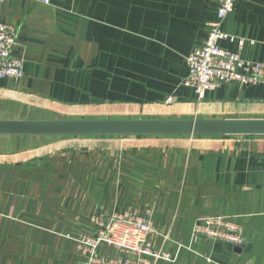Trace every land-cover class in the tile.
Here are the masks:
<instances>
[{"label":"crops","instance_id":"crops-1","mask_svg":"<svg viewBox=\"0 0 264 264\" xmlns=\"http://www.w3.org/2000/svg\"><path fill=\"white\" fill-rule=\"evenodd\" d=\"M44 1L0 3L24 60L20 80H0V119L264 118V82L203 99L181 85L217 0ZM220 30L235 39L222 49L264 63V0H237ZM47 137L0 136V264H81L91 216L123 210L150 211L149 244L172 256L149 264H264L263 136ZM216 216L241 227V247L194 241Z\"/></svg>","mask_w":264,"mask_h":264},{"label":"built area","instance_id":"built-area-1","mask_svg":"<svg viewBox=\"0 0 264 264\" xmlns=\"http://www.w3.org/2000/svg\"><path fill=\"white\" fill-rule=\"evenodd\" d=\"M236 1L217 0L216 22L209 25L205 43L186 58L188 73L181 85L192 89L198 99L224 84L249 86L264 82V63L244 61L237 53L220 47L223 40H235L222 33L220 23L233 11ZM15 46V29L0 21V80L18 81L23 77L24 60L12 55ZM171 102L168 97L166 103ZM90 222L95 234H82L75 239L83 258L81 264H149V258L172 259L169 253L156 251L149 244L148 237L153 233L150 211L144 217L130 210L106 215L103 211H96ZM192 238L194 241L221 242L232 248H239L244 243L241 227L221 216L199 219L193 227ZM101 244L118 250L124 254L123 257L108 259L100 256L98 249Z\"/></svg>","mask_w":264,"mask_h":264},{"label":"water","instance_id":"water-1","mask_svg":"<svg viewBox=\"0 0 264 264\" xmlns=\"http://www.w3.org/2000/svg\"><path fill=\"white\" fill-rule=\"evenodd\" d=\"M0 136L147 137L263 136L264 118L0 119Z\"/></svg>","mask_w":264,"mask_h":264},{"label":"rangeland","instance_id":"rangeland-1","mask_svg":"<svg viewBox=\"0 0 264 264\" xmlns=\"http://www.w3.org/2000/svg\"><path fill=\"white\" fill-rule=\"evenodd\" d=\"M43 119L45 120H49V119H57L55 117H50V116H45ZM59 119H63V118H59ZM86 119V118H84ZM109 119H124V118H109ZM128 119V118H127ZM129 119H136V118H129ZM32 120H35V119H32ZM143 137V136H142ZM45 138H48L47 136Z\"/></svg>","mask_w":264,"mask_h":264}]
</instances>
